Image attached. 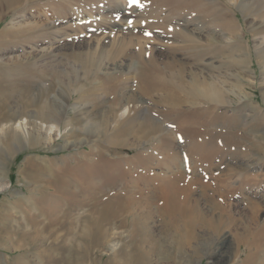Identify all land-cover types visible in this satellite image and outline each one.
Returning <instances> with one entry per match:
<instances>
[{
	"label": "rangeland",
	"instance_id": "1",
	"mask_svg": "<svg viewBox=\"0 0 264 264\" xmlns=\"http://www.w3.org/2000/svg\"><path fill=\"white\" fill-rule=\"evenodd\" d=\"M155 1L160 8L153 0H0V264H122L137 245L153 249L149 264H176L181 224L160 214L165 183L192 182V201L207 213L209 197L223 200L220 180L237 171L230 164L253 181L225 201L234 223L191 264L223 254L232 256L225 264L264 263V229H256L264 206L255 216L249 208L264 205V0ZM190 18L201 51L213 42L210 53L167 31ZM139 48L185 87L143 97ZM90 52L100 67L88 63ZM195 79L223 80L225 100L192 94ZM123 105L126 117L116 118L111 108ZM48 106L61 118L53 138L17 132L23 118L29 130L52 119ZM125 200L132 208L119 216ZM159 242L171 243L169 258Z\"/></svg>",
	"mask_w": 264,
	"mask_h": 264
},
{
	"label": "bare ground",
	"instance_id": "2",
	"mask_svg": "<svg viewBox=\"0 0 264 264\" xmlns=\"http://www.w3.org/2000/svg\"><path fill=\"white\" fill-rule=\"evenodd\" d=\"M153 1H154L153 2V7H158V8L161 7V5H162L161 3H160L161 5H160L158 3V1H155V0H153ZM177 10H179V9H177ZM1 11H2V9H0V14H1ZM172 13H171L170 17H173L174 14H175V12L173 14ZM179 13H181V12H179ZM121 14L122 15L124 14V11L123 10L121 11ZM87 16L89 18H92L93 17V14H89ZM89 18H86L87 21H89ZM120 19H121V17H120ZM192 19H194V18H190L188 20L187 19H184V24H181V23H178L176 21H173L171 23L170 27L168 26L169 28H168L167 31L168 32L171 31L173 34H177V35H174V36L179 37V39H181V40H186V41H189V42H193L195 44L196 48L197 49L198 48L200 49V47H202V46L199 44L200 41H201V37L198 34L199 31L198 32L192 31V30H190L188 28V24L192 22L191 21ZM79 20L81 21V18ZM83 20H85V19H83ZM33 30L35 31V29H33ZM33 30L31 29V32H33ZM167 31H166V33H167ZM207 40H209V39H207ZM207 43H210V42H207ZM212 44H213V42H212ZM211 45L208 44V46H210V48H211ZM208 46H206L205 48H207L208 51H209L210 48ZM205 48H204V51L206 50ZM214 49H216V48H214ZM200 51H201V49H200ZM204 51H201V52H204ZM125 52H126L125 50H119V51L116 50L115 52H111L112 54L111 53L110 54L111 55H119V54H123ZM206 52H207V50H206ZM206 52H205V54H206ZM197 53H199V52H197ZM209 53H210V51H209ZM90 54H91V52L88 53V55H87L88 56L87 58L91 59V60L88 59V63L89 64H92V65L94 63L95 66L98 65L100 67V65H99L100 62L98 64V62H96L94 60L95 59L94 57H97V56H94L93 55L94 53H93V54H91V56H92L91 57V56H89ZM95 54L99 55L98 57L100 58V60L103 59L102 58L103 53L102 54L95 53ZM201 54L202 53H200V55ZM193 55L194 54L192 53L191 56L193 57ZM203 56L205 57L206 55H204V53H203L198 58L201 59V57H203ZM136 57H137V59L140 62V65H139V67H140V70H139L140 74L136 77L135 83H136V85L138 87V90L137 91L143 97H145V96L148 97V95L151 94V91L152 90H153V92H156V90L163 92V91L182 90L185 87V83L181 79V74H180L179 80H175L174 77H173V75L171 77H166L165 74H164V72H163V69H160L156 65V63L154 62L151 54H146L145 55L144 52H143V50H142V48H139V51L137 52ZM244 58H246V57H244ZM244 58H243L242 61L245 60ZM200 59H199V61H201ZM100 60H98V61H100ZM196 60H198V59L196 58ZM102 62L103 61L101 60V63ZM195 62H198V61H195ZM167 67L169 68L171 66L168 65ZM221 81L223 82V80H221ZM236 81H238V80H236ZM222 82H218V81L213 80V81H210L208 83L205 82V83H202L201 84L200 81H198V80L196 81V79H195V82L190 87V89H191L190 91L194 95L203 96V98H205L207 101H213V100L224 101L225 100V95H226L225 93H227V92H226L225 88L223 87V85H221V84H223ZM229 96H230V94H229ZM135 97H136V94H135ZM119 101H120V99H119ZM120 104H122V103H120ZM49 109L51 110L50 111L51 113L54 112L52 119L49 118V120H47V119L46 120L45 119L44 120H40L39 121L40 122L39 124H33L32 129L29 130V129H27L29 127L28 122H27V119L26 118H23V120L17 122L18 123L17 124V129H16L17 132L18 133H21L23 136L30 137L31 134H33V133H41L42 131H44V133L46 134V136L49 139L50 138H53L52 137V133H53L54 129L60 130L61 118H58V114H56L55 111H53L50 106H48V110ZM111 109H112L111 110V113L113 115H115L116 118H117V116L119 118L120 117L122 118L124 116L126 117V114L129 111V108H128L127 105H125L124 107L121 108L122 109V112L121 113H118V108L117 109L111 108ZM6 126H1L0 125V130L4 131ZM9 127H11V126L8 125L7 128L9 129ZM214 154L216 155L217 153L214 151L213 155H210L209 159H207L209 162H211V160L214 159L213 158L215 156ZM222 155H224V154H222ZM230 167L232 169H236L237 170L236 171L237 173L236 172L232 173V171L230 170L231 173H228L227 175H225L223 181L220 178L221 179L220 180L221 181L220 184H222L224 188L222 187V185H221L222 188L220 186H218V187L220 189L224 190L223 191L224 193H223V196H222L223 197V200L220 201L219 199L214 198L215 196L214 197H209V202H211L210 203L211 206L208 209L209 212H207V213H206L207 210L205 212L203 211L204 213H201V211L199 209L200 207H198V203L196 202V199L195 198H194L195 199L194 200L195 202L192 201L193 200L192 195H191V189L193 188L191 186L192 182L191 183L189 182L190 184H186L185 186H184V182H183V184L180 183V185L177 184L178 180L181 178V176L178 175V171H176L177 174L175 173L176 175H178L176 178H173V180L169 179L170 181L167 182V183H165V185L167 184V187L168 188H167V191H166L167 193L164 196L163 203L160 206V214L163 217L162 219H164V218H169L170 219V226L171 227H175V225L177 223L178 224H181L180 225L181 227H176L177 229H176V241H175V243H176V251L178 253L177 259H172L176 264H181V263L182 264H191V260L194 257V255L196 253H198V252H201V251L204 254H208L211 251L209 249H210V246H211V242L214 239L213 238V235H217L216 233H221V231L223 233V230L227 227V225H229V224L232 225L234 223V221H233L232 218H231L232 219L231 221L229 220L230 222H227L226 221V216L230 217V215H231L230 214L231 211H229V205H227L228 200L230 198V195H233L234 192H236V191H241V190H244L245 188L247 189L248 185H250L251 184V181H253V180H250L249 177L246 178L245 175L243 177V175H242L243 167H240L239 165H234V164H232V165L230 164ZM244 167H245V165H244ZM229 168H228V171H229ZM239 168H240V170H238ZM181 175H183V174L181 173ZM217 178H215V181L217 180ZM233 178H235V179H233ZM242 180H243V182H242ZM190 181H192V179H190ZM213 182H214V180H213ZM181 184H182V186H181ZM208 184H209V182H208ZM204 187H205V185H204ZM206 187H207V185H206ZM218 187H216V189ZM209 188H208L207 191L210 190ZM215 193H213V194L215 195ZM221 194H222V192H221ZM216 195H217V193H216ZM226 200H227V203L225 202ZM129 202L130 201L127 200L124 203V205H122V207L120 208V211L118 212L119 216H123V214L125 215V213H127V212L130 211V209L132 207H131V205H130ZM199 204H200V202H199ZM199 206H201V205H199ZM249 206H250L249 207L250 208V211L253 213V216H255V215L258 214L259 211H262L264 205L261 204V203L259 204L256 201H251L249 203ZM203 210H205V207L203 208ZM212 211H213V213L215 211H218L219 214H216L215 213L217 216H212V217H206L204 215V214H208V213L210 214ZM233 216L234 215H231V217H233ZM122 220H124V219H122ZM252 221H253V219H252ZM124 222H126V220ZM197 228H200L201 230H204L203 234H199L200 236L197 235V232H196V229ZM256 229L261 230V231L264 229L263 220H262V222H260V223L257 224V228ZM106 230L108 231L109 229L107 228ZM106 230H105V232H107ZM107 234L108 233H105L106 239H107ZM200 237H205L207 239V242H204L203 240H201ZM208 240H209V242H208ZM262 240L263 239H261V241ZM158 241H160V240H158ZM246 243L247 242L244 240V238H242V237L239 238V240H238V246L239 247L245 245L247 247V249H251V246L249 244H246ZM263 243H264V240L262 241V244ZM158 245H159L158 246V253L161 255V257L163 259L169 258L170 257L169 249H170V247H172L171 246V243L168 244L167 248H164L165 245H164L163 242H159ZM253 246H254V244H253ZM137 247L138 248H137V250L135 249L136 250L135 252H132V253L129 252L128 253V257H126L127 260L125 259L124 263H122V264H149V262H150L149 260H150V257H151V252H154V251H152L153 249H151V250L150 249L149 250H145V248H143L142 245H140V246L137 245ZM155 249H157V248H155ZM188 250L190 252H188ZM251 255L252 254H250V256ZM185 256H187V260L186 261H184V260L183 261H179L180 258H183ZM226 257L227 256H225V254H223L222 257L220 258V260L218 262H216L215 264H225L232 256H228V258H226ZM168 261H169V259H168Z\"/></svg>",
	"mask_w": 264,
	"mask_h": 264
}]
</instances>
